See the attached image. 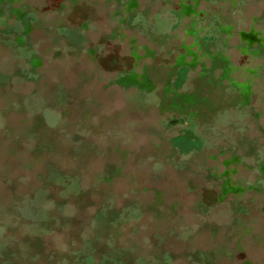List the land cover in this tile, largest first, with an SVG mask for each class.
<instances>
[{
  "label": "rangeland",
  "instance_id": "rangeland-1",
  "mask_svg": "<svg viewBox=\"0 0 264 264\" xmlns=\"http://www.w3.org/2000/svg\"><path fill=\"white\" fill-rule=\"evenodd\" d=\"M127 1L12 0L0 16V264H69L62 251L51 252L57 247L50 240L42 255L25 243L46 233L39 223L54 205L45 191L22 208L5 188L6 176L17 179L20 194L37 187L36 166L22 165L32 157L22 149L5 153L14 139L25 143L17 134L34 117L57 145L86 148L82 168L76 172L72 156L66 173L80 174L91 210L117 212L111 222L118 235L96 238L105 254L125 251L130 264H264V55L241 43L253 35L264 46V0H134L130 11ZM18 13L38 21L21 45ZM217 16L228 34L213 48L232 69L222 83L245 85V107L192 125L145 108L133 86L117 83L165 67L177 92L212 96L194 77L208 67L195 41L216 35ZM193 22L197 35L186 31ZM33 54L40 60L34 78L25 76ZM21 175L30 181L21 183ZM71 253L72 264L92 262ZM96 256L93 264H116Z\"/></svg>",
  "mask_w": 264,
  "mask_h": 264
},
{
  "label": "trees",
  "instance_id": "trees-1",
  "mask_svg": "<svg viewBox=\"0 0 264 264\" xmlns=\"http://www.w3.org/2000/svg\"><path fill=\"white\" fill-rule=\"evenodd\" d=\"M11 1L0 0V16L8 13L10 9L7 4ZM134 2V0H128L125 3L127 11L133 8ZM179 13L184 14L185 10L180 9ZM17 18L23 27L22 33L18 37V44L21 45L31 29L38 24V21H31L22 13H18ZM216 28V35L203 39L197 37L195 41L197 46L203 49L207 55L208 67L194 77H196L202 89L211 93L212 96H200L190 88L185 92H177L169 81L172 78V72H167L165 67L145 68L140 76L131 74L121 76L116 80L117 83L123 87L133 86L137 91L138 98L145 102V108L151 106L158 115L162 116H166L167 112L173 113L183 117L192 125L206 124L219 115L220 112H224L231 107H245L247 104V88L245 85H239L234 81L228 82L227 85L222 83V80L226 79L232 71L230 63L227 57L223 55L222 50L213 48L216 43L225 45L226 38L224 36L228 34V28L223 18L217 16ZM186 31L192 35H197L199 32L195 28L194 22L187 27ZM241 43L244 45V49L251 51L252 54L264 55V46L259 44L253 35L243 36ZM26 61L29 69L25 70V76L30 75L34 78V72L40 65V60L33 54ZM215 70L220 71L219 77L213 76ZM156 75L160 76L159 80ZM40 122L39 118H32L31 126L17 134L26 140L22 146L20 141H16V139L5 146V153L11 157L16 155L18 149H22V152L26 156H31L33 160V162L23 163V168L32 171L31 169L36 166L37 170L34 174V178L38 180L36 182L37 187L28 186V191L22 194L17 192V179L13 177L9 179L10 177L6 176L5 188L11 193V198L14 199L17 206L23 208L32 205L38 194L43 193V191L46 193L44 196L45 201L54 205V208L48 213V219L40 220L39 223V226L45 229L46 233H39L34 238L28 236L25 238V243L38 255H42L47 249L45 246L46 240H50L57 247V250L53 248L51 252L56 253L55 256L57 257V253L62 251L64 254L60 258L69 264H72L73 259L76 258L72 255V251L87 253L84 259L92 261L89 264L96 261L97 254L105 255L108 259L111 258L116 264H130V260L126 258L127 252L113 248L105 254L103 251L106 250L107 246L99 247L96 240L97 237L101 236L114 239L118 235L117 229L114 228L113 222H111L116 217L117 212L114 214L109 210L103 214L100 207L91 210L90 192L80 187L82 178L80 174L76 173L82 168L84 162L83 159L79 158L80 152L86 150V148L79 146L77 150H73L72 147L62 143L57 145L56 142L52 141L54 137L44 131ZM7 133V135L12 134L11 131ZM72 156H74L78 166L72 165L77 170L73 174H69L66 173V160H70L69 157ZM259 172L264 177V169H259ZM29 178L21 175L19 180L24 183L29 182ZM74 186L78 188L76 189ZM226 186L225 183L221 185L223 191ZM61 209H66L70 213L64 214ZM87 222H90V230L85 228ZM61 232H64L63 240L60 237Z\"/></svg>",
  "mask_w": 264,
  "mask_h": 264
}]
</instances>
